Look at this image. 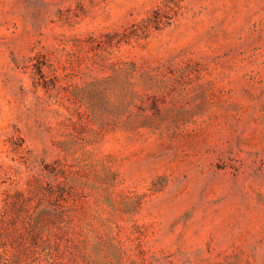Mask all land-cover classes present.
Segmentation results:
<instances>
[{
	"label": "rangeland",
	"instance_id": "rangeland-1",
	"mask_svg": "<svg viewBox=\"0 0 264 264\" xmlns=\"http://www.w3.org/2000/svg\"><path fill=\"white\" fill-rule=\"evenodd\" d=\"M0 0V264H264V0Z\"/></svg>",
	"mask_w": 264,
	"mask_h": 264
},
{
	"label": "trees",
	"instance_id": "trees-1",
	"mask_svg": "<svg viewBox=\"0 0 264 264\" xmlns=\"http://www.w3.org/2000/svg\"><path fill=\"white\" fill-rule=\"evenodd\" d=\"M180 8L178 0H163L162 4L155 7L136 27L145 36L151 29L157 30L170 24L178 15ZM9 233H13L23 245L33 249L38 248L47 256L54 253L58 244L57 241L46 237L39 221L22 222L17 215L10 211L9 204L5 203L0 206V244H3L2 242L6 240Z\"/></svg>",
	"mask_w": 264,
	"mask_h": 264
}]
</instances>
